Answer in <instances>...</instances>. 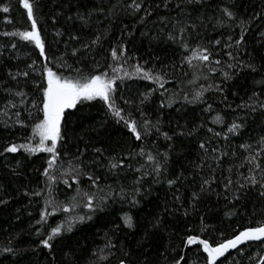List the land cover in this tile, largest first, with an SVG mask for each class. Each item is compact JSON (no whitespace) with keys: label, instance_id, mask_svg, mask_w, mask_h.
<instances>
[{"label":"trees","instance_id":"obj_1","mask_svg":"<svg viewBox=\"0 0 264 264\" xmlns=\"http://www.w3.org/2000/svg\"><path fill=\"white\" fill-rule=\"evenodd\" d=\"M105 2L106 4H115L117 0H105ZM126 2L130 3L131 0H126ZM175 2L176 0H173V4ZM148 3L154 6L156 3L162 4V0H148ZM91 4L92 0H38L35 16L46 42L47 54L51 58L55 53L57 57V60L50 64L53 70L64 71L58 69L56 64L59 62L61 54L65 53L64 59L68 64L73 67H82L86 73L93 70V57L100 65L98 71H108L109 75H113L112 69L108 65L120 68L121 70L115 73V75L123 77L122 80H116V84L119 86L116 103L124 108L126 113L131 112L134 118L140 119V113L137 111L140 94L158 88V85L140 78L135 73L134 65L139 64L145 70L159 71L163 68L167 73L164 77L166 81L164 89H159L151 96L150 101L142 106L143 111L153 120L160 116L162 131H168L170 135L174 129L188 132L202 123L205 127L200 128L192 136L174 137L175 151L171 154L169 173L178 175L183 172L186 179L178 182L172 189H169L166 183L152 184L151 194L141 200L138 207L131 209L130 214L133 215L136 224L134 229L124 227L121 220V208L123 211H128L129 206L120 203L112 204L109 201L110 206L106 211L96 212L91 220L84 223L78 222L71 233H64L61 237H57L53 242L52 251L39 243L41 239L46 238L50 227L65 220L85 215L89 211L83 207L82 203L76 205L72 202L71 198L75 194L76 185L73 184L69 188L57 180L50 188L46 187L42 172L47 167V160L50 159L48 153L40 152L29 155L20 149L15 154H6L5 157H0V200L7 201V203L0 204V264H90V261H97V264H118L120 259H125L129 264H170L172 256L169 255L165 259L161 253L165 252L169 244L174 247H182L181 237L185 235L186 227L197 228L200 215H204L208 222L216 225L217 232L209 234L211 239H217L219 232L230 236L234 228L248 226L249 218L252 220L253 226L259 219V211L252 215L253 206L256 209H260L262 206L255 191L250 192L237 203L233 211L239 214L231 217L225 216L224 213L232 206L227 205L223 195L218 198L215 193H223L224 179L230 175L226 171L228 166L230 164L238 166L243 157L248 155L245 149L240 147L241 144H251L257 151L262 147L258 141L260 137L264 136V116L259 113L249 114L246 109L240 108L238 105L247 103L258 106L260 103H264V85L253 83L254 79H260L254 74L242 72L236 75L235 69L228 67V64L233 61L224 54L229 49L224 48L223 44L227 41L229 34L233 36V39L239 38L240 28L236 24L243 19L249 21L247 25L249 30L246 34L247 51L253 52L255 49L253 55L256 56L264 51L256 44L258 33L264 31V19L250 20L255 14L264 13V0H208L202 9L207 28L203 26L198 28L197 31L200 35L196 36V33H192L195 39L191 41L192 47H195L197 42H206L211 39H221L222 41V44L216 47V54L212 57L214 60H221V64L213 65L217 69L215 73L209 74L207 70H204V75H210V79L207 81L203 79L199 70H189L186 64L180 65L183 49L167 41L164 34L159 31L164 27L160 23V17L167 16L172 19L177 16L178 10L171 5L169 9H164L162 6L156 9L154 15L149 17L143 25L137 21L136 17L120 11L115 23L110 28L111 35L102 41V48H96L92 52L84 54L77 53L76 57H72L70 55L72 48H78L80 45L68 40L69 33H79L85 40H90L94 38L97 30L103 31L108 24L107 21L99 24L94 18L92 26L81 28L80 21L67 19L68 16L74 14L77 7L83 10L90 7ZM4 6H8L10 11L4 13L0 10V52H3V56L0 57V151L9 142L17 144L29 142L31 125L42 118L41 113H37L36 109L31 108V102L38 101L40 97V92L33 83V81L39 80L38 70L42 66L41 58H38V50H34L33 45L20 41L18 37L2 35L4 32L26 30L30 26V21L27 20L26 11L20 6L19 0H0V9ZM225 6L230 7L236 13L237 21L231 23L230 27L213 30L212 23L215 22L217 16L227 19L218 11L219 8ZM209 17H212L211 23ZM53 18L57 21L55 24ZM124 25L133 31L131 38L127 34L124 35V41L128 47L127 55L132 58L127 63L114 62L110 55V48L116 44ZM170 29L171 24L165 28V32ZM56 31L64 34L57 37L55 36ZM142 32H147V35H141ZM154 36L157 39H153ZM12 43H17V48L13 49ZM242 58L247 60V54L245 53ZM32 60H37L36 72L30 73L28 78L18 77V82L9 80L6 85L4 84L9 69L13 72L17 69L28 70L27 65ZM77 60H79V64L76 63ZM165 65L169 67L164 68ZM172 65L177 67L172 68ZM224 72L234 74L233 79L224 81ZM125 73L131 74V78L125 76ZM64 74L68 75L69 73L64 71ZM190 80H194V83H188ZM209 83L222 85L224 91L223 93L206 92L204 94L206 104H184L180 100L173 103L172 107L160 108L162 101L167 103L169 99L178 100L179 98L172 94L180 89L188 93L191 99V96L199 91L201 85L207 87ZM5 87L28 93L23 98L25 101L23 108L19 106L20 97H14L18 104L17 108L5 107L8 96L4 91ZM161 92H164L163 97L160 95ZM253 92L257 95L253 96ZM250 96L251 100H249ZM125 99L135 103L124 104L123 100ZM207 104L212 105L211 111H204ZM26 109L33 112L31 119L28 118ZM177 109L180 110L177 111ZM17 110L21 112L20 119L24 121L25 126L15 123ZM70 111H74L75 114L68 118V123L65 126L66 137L62 143L66 148L60 149V163H63L64 169H67L68 161L79 154L78 150L83 151L87 146L88 151L84 153L82 159L89 164L95 175L101 177L100 185L105 192L108 191V185L113 188L119 185L130 186L137 175L136 173L125 168L118 175H112L104 165L108 163V157L115 155L122 159L126 153L133 152L134 149L138 151L137 146L141 142L130 138V134L122 123L117 124L114 119L106 115L107 108L102 101H92L83 106L78 105L77 110ZM217 114L224 117L223 123H213V118ZM241 119H244L245 127L240 134L227 133V127L231 122L240 123ZM5 123L9 125L7 128L4 126ZM208 128H212L213 133H209ZM215 132H220L221 135L215 137ZM225 135L228 136V139H224ZM207 140H211V146L218 147L221 151H227L230 154L224 157L223 164L216 169L215 192L206 195L199 202V213L184 217L183 209L175 213L165 212V208L169 210L180 208L179 204L175 202V195H180L183 198L184 206L188 207L191 193L198 191L202 177L209 175L207 168H204L202 172L196 168L202 155L198 144ZM168 143L162 136L154 135L144 141L142 146L146 151L156 152L164 151ZM95 147H102L105 150L103 157L93 152ZM261 159L264 160V157ZM92 161H96V163H92ZM145 161L146 157L137 156L131 161H125V164L131 162L134 167H138ZM13 170L16 174L13 173ZM235 171L236 169H234V173ZM238 171L247 173V167L238 168ZM54 174L59 175L58 172H54ZM232 175L233 179L237 178L234 174ZM80 187L85 191L97 192L96 189H90L89 182L86 180H81ZM145 187H149V185L146 184ZM176 188L179 189V192L176 191ZM37 191L41 193L39 196L31 195ZM25 192H28L29 195H25ZM49 198L62 202L69 207V212H56L55 215H50L47 218L45 224H37L40 212L46 206L45 201ZM48 211H52L51 207L48 208ZM158 215L162 216L164 220L166 225L164 230L151 228L154 218ZM117 225L121 227L117 229ZM37 229L44 235H37ZM109 240L116 244V248L105 247ZM141 241H143V245H141ZM195 247L185 249L183 253L177 251V258L180 254H185L188 264H196ZM5 248H12L13 252H3L2 250ZM242 249H244L243 256L235 251L230 253L227 259L224 258L217 264H221L222 261L224 264H231L233 259L237 264H264V245L251 243L250 246L246 245ZM125 252H131V256H125ZM93 253L96 255H92ZM100 257H107V259H100Z\"/></svg>","mask_w":264,"mask_h":264},{"label":"snow or ice","instance_id":"obj_2","mask_svg":"<svg viewBox=\"0 0 264 264\" xmlns=\"http://www.w3.org/2000/svg\"><path fill=\"white\" fill-rule=\"evenodd\" d=\"M208 0H176L173 4V0H162L161 3H156L154 6L148 3V0H131L127 3L126 0H117L115 4H106L105 0H92L90 7L84 8L83 10L77 7L73 15L67 17L68 20L80 21L81 28H87L92 26L93 20L99 24H103L105 21L108 22L107 26L103 31L97 30L94 34V38L90 40H85L83 36L79 33L68 34V40L70 42L79 43L80 47H73L70 55L76 57L77 53H87L92 52L96 48H102V41L108 39L111 35L110 28L115 23V19L119 16L120 11H123L129 16L136 17L137 21L143 25L147 19L154 15V11L159 9L161 6L164 9H169L170 5L178 10L176 18L169 19L167 16L160 17V23L164 27L160 28V33H163L166 40L177 45L179 48L183 49V54L180 60V65H187L189 70H199L201 76L204 80H209L210 75H204V70H207L209 74L215 73L217 71L216 67L213 65H220L221 60L212 59L216 54L215 49L217 46L222 44L221 39H211L206 42H197L195 47H192L191 41L195 39L192 33H196L199 36L200 33L197 31L198 28L203 26L207 28V24L204 23V18L202 14V9L206 6ZM38 0H19L20 6L26 11L27 20L30 21V26L23 31L14 32H4L2 35L10 37H18L20 41L25 42V44H30L34 46V50H38V58H41V68L38 70L39 80L33 81L34 87L40 92L39 100H33L31 102V108L36 109L37 113L42 114V118L38 119L31 125V135L28 137L27 143L17 144L13 142L7 143L3 150L0 151V157H5L6 154H15L20 149L29 155L44 152L50 154V159L47 160V167L43 169L42 175L45 177L46 187H51L53 183L57 180L62 182L67 187L71 188L73 184L76 185L75 194L72 196L71 200L76 205L82 203L84 208L89 211L85 215L77 216L75 219H68L62 223L56 224L54 227H50V232L46 234V238L41 239L39 243L49 251L53 250V242L57 237H61L64 233H71L76 226V224L84 223L87 220H91L92 216L96 212H104L110 206L109 201L112 204L120 203L121 205L127 204L129 206L128 211H122V224L127 229H134L136 224L134 222V217L131 215V209L136 208L140 205L141 200L146 199L151 194L152 184L166 183L169 189L174 188L178 182L186 179L183 172L178 175L170 174V162L171 154L175 151L174 147V137H183L185 135L192 136L195 135L200 128L205 127L202 123L188 132L182 129L172 130L170 135L168 131H162V120L160 116H157L155 120L151 119L144 111L142 106L148 103L151 96L156 93L159 89H164L165 79L164 77L167 73L164 69L159 71L155 69L145 70L141 65H134L135 73L144 80L151 81L153 84L158 85V88H153L148 92L141 93L139 98V105L137 106V111L140 113V119H136L132 116L131 112H125V109L116 103V93L119 86L116 84V80H122L123 77L115 75L121 69L118 67H113L108 65L112 69L113 75H109L108 71H98L100 65L93 57V70L91 72H84L82 67H73L68 64L64 59V55L61 54L59 57V62L56 64L58 69H63L69 74L65 75L64 71H54L50 64L57 60L56 54L53 53L50 58L46 50V42L41 34V29L38 26V22L35 16V11L37 7ZM4 13H9L10 8L4 6L2 9ZM218 11L223 17L227 19H222L220 16L215 18V22L212 23L213 30L230 27L231 23L237 21V16L230 7L219 8ZM142 13V15H141ZM195 13V15H193ZM102 18V19H101ZM264 19V13H257L250 20H260ZM10 22V21H9ZM57 21L53 18V23ZM209 22H212V17H209ZM249 21L241 19L237 27L240 28V34L238 39H233V36L229 34L227 36V41L223 44V47L229 49L224 54L229 57L233 63H229L228 67L235 69V74L238 75L242 72H248L254 74V76H259V80H253L254 84L264 85V51H261L258 56L253 55V52H248L246 45V34L249 30L247 25ZM171 24V29L165 32V28ZM64 33L60 31L55 32V36L60 37ZM127 34L129 38L133 35V31L128 29L127 25L123 26L121 35L118 38L116 44L110 48V55L114 62L123 61L127 63L129 57L127 55L128 47L127 43L124 41V35ZM141 35H147V32H142ZM153 39H157L156 36ZM256 44L259 45L261 49H264V31L258 33V39ZM17 43H12L11 47L13 49L17 48ZM247 54L248 59H243V55ZM3 56V52H0V57ZM196 61V63H193ZM79 64V60L76 61ZM37 60H32L30 64L27 65L28 70L21 71L17 69L13 72L11 69L7 72V77L4 81L6 85L7 82L13 81L18 82V77H30V73L36 72ZM165 65L164 68H168ZM172 68H176V65H172ZM72 73H75L74 75ZM187 75V73H185ZM234 74L229 72H224V81H229L233 79ZM125 76L131 78V74L125 73ZM188 83H194V80H190ZM4 91L7 92L8 96L6 99V108H17L18 104L14 97H20L19 106L24 107V97L28 95L27 92L23 90H14L10 87H5ZM167 91V89H165ZM219 92L223 93L224 89L220 84L209 83L207 87L201 85L199 91H196L191 99L189 94L185 93L183 89L172 95L178 97V100L169 99L167 103L161 102L160 108L172 107L173 103H177L180 100L184 104H197V103H207L205 99L206 92ZM160 95L163 97L164 92ZM253 96L257 93L253 92ZM123 99V97H121ZM225 99H227L225 97ZM252 97H249L251 100ZM92 101H102L107 108L106 115L114 119L117 124H123L130 134V138H134V141L141 142L138 145V151L133 150V152L126 153L124 157L118 158L115 155L108 157V163L104 165L112 175H118L123 169H131L137 175L132 181V184L128 187L124 185H119L113 188L108 185V191L105 192L104 188H101L100 181L101 177L95 175L91 170L88 163L85 162L84 153L88 151L86 146L83 151L78 150V155L73 156L71 160L68 161L67 169H64L63 163L61 161V151L60 149L66 148L62 143L66 137V124L68 123V118L74 115V111L77 110L78 105L83 106L85 103ZM124 104H133L134 101L123 100ZM238 107L246 109L249 114L259 113L264 116V103H260L258 106L250 105L247 103H242ZM27 110L28 118L33 117V112L30 109ZM180 109H177L179 111ZM212 105L207 104L204 111H211ZM17 121L21 126H25L24 121L20 119L21 112L17 110L15 112ZM162 115V114H161ZM224 122V117L217 114L213 118V123L221 124ZM7 128L9 125L4 124ZM245 127L244 119H241L240 123L235 121L231 122L230 126L227 127V133L237 135L240 134L241 130ZM209 133H213L212 128H208ZM154 135L162 136L167 142L164 151L153 152L151 150L146 151L142 146L143 142L148 140ZM220 132H215L214 136L219 137ZM224 139H228L225 135ZM258 143L262 145L257 151L253 149L251 144H241L240 147L244 148L248 155L243 157L242 162L237 166L235 164H230L226 171L230 174L225 177L223 183V193L216 192L215 194L219 198L223 195V199L227 202V205H231L232 208L225 211L224 215L231 217L232 215L239 214L233 209L236 208L237 203L242 201L250 192L255 191L259 201L262 206L260 209H256L253 206L252 215H255L259 211V219L256 220L253 226L252 220L249 218L248 226L243 228H234L230 236H225L224 232H219V237L217 239H211V233L217 232L215 224H212L206 220L204 215L199 217V225L197 228L193 229L191 227H186L185 235L181 237L182 247L168 245L164 253H161L165 259L169 255L172 256L170 264H188L185 254H180L177 258V251L183 253L185 249H190L192 246L195 247L194 259L196 264H217V261L221 257L225 256L226 253H230V250H237V253L241 256L244 254V249L241 245H249V242H260L264 245V136L260 137ZM201 150V158L199 163L196 164V168L201 172L204 168L209 170V175L207 177H202L199 184V190L193 191L191 193L188 207L184 206L183 198L180 195H175L174 199L180 208H173L169 210L165 208V212L171 211L175 213L180 209H183L182 215L188 217L193 213H199V202L206 196L211 195L215 192L214 185L217 184V178L215 175L216 169L223 164L224 157L230 154L227 151H221L218 147L211 146V140L201 141L198 144ZM104 149L102 147H95L93 152L99 154V156H104ZM134 153V154H133ZM67 153L65 152V155ZM232 155H235L232 153ZM146 157L145 163L139 164L138 167H134L131 162L125 164V161H131L135 157ZM96 163V161H92ZM59 164V167L57 165ZM247 167V173L239 172L238 168ZM234 169H236L234 173ZM54 172H58L59 175H55ZM15 173V170H13ZM234 174L237 178L233 179ZM150 178V179H149ZM81 180H86L89 182L90 189H96L97 192L85 191L80 187ZM71 181V183H70ZM149 187H145V185ZM179 192V189L176 188ZM41 193L39 191L31 193V195L39 196ZM25 195H29L25 192ZM7 203L5 200H0V204ZM45 208L40 212V219L36 221L37 224H45L47 218L50 215H55L56 212H69V207L65 206L62 202H58L54 199H47L45 201ZM51 207L52 211L49 212L48 208ZM227 207V206H226ZM117 229L121 226L117 225ZM153 230H164L166 225L162 216H156L151 224ZM37 235H44L39 229H37ZM143 245V241L140 242ZM108 249L116 248V244L112 243L111 240L105 245ZM3 252H13L12 248H5ZM123 251V249H121ZM92 255H96L93 253ZM125 256H131V252H125ZM54 259V257H53ZM100 259H107V257H100ZM147 259V257H146ZM90 264H97V261H90ZM118 264H129L125 259H120ZM221 264H224L222 261ZM231 264H237L233 259Z\"/></svg>","mask_w":264,"mask_h":264},{"label":"water","instance_id":"obj_3","mask_svg":"<svg viewBox=\"0 0 264 264\" xmlns=\"http://www.w3.org/2000/svg\"><path fill=\"white\" fill-rule=\"evenodd\" d=\"M251 243H260V242H249V244H251ZM244 246H246V245H241L240 247L242 248V247H244ZM192 247H194V246H192ZM235 251H237V250H230V253H233V252H235ZM230 253H226L225 254V256L227 257ZM225 257H221V258H219V260L217 261V262H219L220 260H222V259H224Z\"/></svg>","mask_w":264,"mask_h":264},{"label":"bare ground","instance_id":"obj_4","mask_svg":"<svg viewBox=\"0 0 264 264\" xmlns=\"http://www.w3.org/2000/svg\"><path fill=\"white\" fill-rule=\"evenodd\" d=\"M243 248V247H242Z\"/></svg>","mask_w":264,"mask_h":264}]
</instances>
